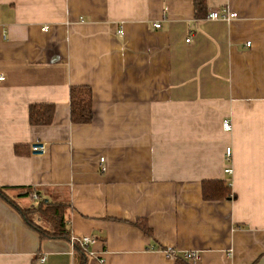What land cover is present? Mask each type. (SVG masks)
<instances>
[{"label":"crops","instance_id":"1","mask_svg":"<svg viewBox=\"0 0 264 264\" xmlns=\"http://www.w3.org/2000/svg\"><path fill=\"white\" fill-rule=\"evenodd\" d=\"M206 1L238 17L197 19L193 0H0V187L21 208L37 200L25 187L69 204L71 236L95 240L87 264H264V0ZM75 86L92 88L91 123L71 121ZM51 103L32 125L30 106ZM205 180L232 195L205 200ZM79 259L0 196V264Z\"/></svg>","mask_w":264,"mask_h":264},{"label":"trees","instance_id":"2","mask_svg":"<svg viewBox=\"0 0 264 264\" xmlns=\"http://www.w3.org/2000/svg\"><path fill=\"white\" fill-rule=\"evenodd\" d=\"M197 19H205L208 16L206 0H193ZM71 121L74 124H88L94 119L93 91L89 86H75L70 92ZM56 107L54 104H32L29 111L30 123L36 125H48L55 116ZM5 187H0V196L10 202L26 221L39 235L40 240H71V229L68 223V211L70 205L63 202L47 201L39 197L36 202L28 207L21 208L8 197ZM37 191L32 187H25L20 196L34 197ZM232 195L231 188L223 180H205L203 182V196L205 200L213 201L228 198ZM137 226L144 232L151 234L152 231L144 222L140 220ZM163 249V248H162ZM76 255H80V261L76 264H87L86 251L75 244ZM181 263L182 258H177ZM181 259V260H180ZM184 261V260H183Z\"/></svg>","mask_w":264,"mask_h":264},{"label":"built area","instance_id":"3","mask_svg":"<svg viewBox=\"0 0 264 264\" xmlns=\"http://www.w3.org/2000/svg\"><path fill=\"white\" fill-rule=\"evenodd\" d=\"M238 14L235 12H231L228 9L224 10V11H212L210 12V14L208 15L209 19L212 20H224V21H231L234 18H237ZM156 27H160V24L157 23L155 24ZM44 30H48V27H45ZM120 35L123 34V29H120V31L118 32ZM250 45V43H248V46ZM6 80V76L5 74L0 72V83L4 82ZM223 127L226 131H230L232 129V123L229 119H226L223 122ZM31 150L32 153L37 154V155H44L47 153L48 147L46 143H34L31 146ZM232 158V151L230 148H227L226 150V160L230 161ZM101 165L100 168L102 171L106 170V166L103 164L104 163V159H101ZM225 172L227 174H232L233 173V168L231 166L226 167ZM34 198H38L37 195H34ZM71 241L72 243L75 244H79L85 251L87 254L91 255V256H96V253L92 250H90V246L92 244L95 243V240L92 237L89 236H85V237H75L72 236L71 237ZM159 248H152V250H157ZM159 250H163V252L170 258H180L183 257L185 260L188 261H192V262H197L200 259V254L197 251H186L182 254H180L179 252H177L175 249L172 248H163V249H159ZM42 262L46 261V257L43 256L41 258Z\"/></svg>","mask_w":264,"mask_h":264}]
</instances>
